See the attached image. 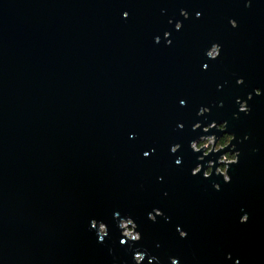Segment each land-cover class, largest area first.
Returning a JSON list of instances; mask_svg holds the SVG:
<instances>
[{"label":"water","instance_id":"obj_1","mask_svg":"<svg viewBox=\"0 0 264 264\" xmlns=\"http://www.w3.org/2000/svg\"><path fill=\"white\" fill-rule=\"evenodd\" d=\"M256 88L264 0H0V264H136L137 249L141 264H264ZM225 120L241 153L231 182L193 175L203 153L191 141ZM117 212L141 240L121 243ZM92 219L108 225L102 242Z\"/></svg>","mask_w":264,"mask_h":264},{"label":"clouds","instance_id":"obj_2","mask_svg":"<svg viewBox=\"0 0 264 264\" xmlns=\"http://www.w3.org/2000/svg\"><path fill=\"white\" fill-rule=\"evenodd\" d=\"M251 0H249V5H250ZM129 15L128 12L124 13V17H127ZM181 15L187 19L189 17V12L186 9H181ZM197 17L202 15L201 13L196 14ZM171 22V21H170ZM230 24L232 27H238V21L236 19H231ZM183 26V22H177L175 27L177 30L181 29ZM171 35L170 32L165 33V37H169ZM160 41V37H156V42L158 43ZM169 44H171V40L169 39L167 41ZM222 50V45H220L218 42L214 43L210 50L207 51V56L211 59H216L220 56ZM205 68L208 67L207 64L204 65ZM238 84H243L244 83V78L240 77L237 80ZM222 87V86H221ZM255 94L256 95H261L264 94V90L260 88L255 89ZM248 99H252V93L248 94ZM182 104H184V101H181ZM222 103V102H221ZM237 103L239 104V111L244 112V113H250L251 112V107L248 104V101L242 98H237ZM211 111L210 108L208 107H201L199 109L198 115H204L205 113H209ZM237 117L239 116V112L235 114ZM180 128H183L184 125L180 124ZM194 129H200L202 127V122H197L194 126ZM228 121H223V122H216L213 121L209 124H206L203 126V133L200 135L197 139H193L191 141L190 147L193 151L196 153H203L198 157V160L201 161L202 163L197 164L196 167L193 168L192 174L197 175L203 172V177L204 178H210L214 173L218 175H222L223 179L226 183H230L232 180V177L230 175V166L236 163H239L240 159V151L236 148V145L233 144V141L236 139L235 133L228 132ZM212 129H218L220 131L224 132V135L222 136H217L216 133L212 132ZM211 133V134H208ZM248 137L246 136L245 139ZM229 146H231V150L228 151H223L225 149H228ZM181 148V145L179 143L175 144L172 146L171 151L173 153L177 152ZM153 151H155L153 149ZM223 151V154L218 157L217 159H212L207 161V167L205 168V164L203 163L205 161V158L208 157L210 154L213 153H219ZM145 156L149 155L148 152L144 153ZM182 158H178L176 160L177 164L181 163ZM217 163L219 166H217ZM162 179V177H161ZM214 187L219 190L221 188V185L219 183H215ZM164 213L161 209L156 208L154 209L153 212L149 213V219L152 221H156L158 216H163ZM116 216L119 217V227L122 230L123 237L125 239L121 240V243H127L128 241H131L133 243L139 241L142 239V233L137 231L138 224L136 223L135 219L132 218L131 216L128 217H120V213L117 212ZM166 219H170L169 217H165ZM249 220V215L245 213L241 217V223H246ZM91 227L93 229H96L99 234V239L102 242L105 237L109 235V228L108 225L103 222L99 221L96 219H92L91 221ZM180 233V236L182 238H186L188 236V233L186 230H183L182 228L177 229ZM147 252L142 251V250H134V260L136 261V264H141L146 258ZM230 255V254H229ZM157 259L156 257H151V260ZM150 260V264H151ZM171 264H180V261L178 258L173 257L171 259ZM237 264H239V261H237Z\"/></svg>","mask_w":264,"mask_h":264}]
</instances>
